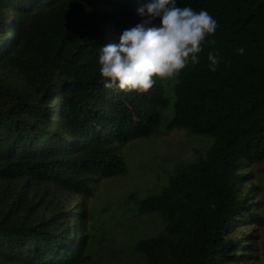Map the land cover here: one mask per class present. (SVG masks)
Masks as SVG:
<instances>
[{"label":"trees","instance_id":"1","mask_svg":"<svg viewBox=\"0 0 264 264\" xmlns=\"http://www.w3.org/2000/svg\"><path fill=\"white\" fill-rule=\"evenodd\" d=\"M147 2L0 0V264H98L91 186L127 171L117 143L153 132L168 99L157 79L142 93L105 89L97 55L145 19L136 9ZM177 5L206 9L217 29L177 76L170 128L213 144L141 201L164 227L124 264H251L264 217L244 184L264 160V0Z\"/></svg>","mask_w":264,"mask_h":264},{"label":"rangeland","instance_id":"2","mask_svg":"<svg viewBox=\"0 0 264 264\" xmlns=\"http://www.w3.org/2000/svg\"><path fill=\"white\" fill-rule=\"evenodd\" d=\"M157 80L168 99L161 110L159 125L146 136L117 143L127 171L93 183V196L86 201L88 209L94 210L89 224L93 223L95 227L96 240L92 250L98 264L142 260L141 253L135 248L136 243L156 236L163 229L164 222L157 213L141 214V201L168 185L171 176L177 172V163L193 160L195 150L205 153L213 144V138L208 135L170 128L175 114L177 77ZM249 171L252 175L244 186L253 184L257 187L254 201L258 204V213L264 217V160L251 164ZM76 198L80 199L79 196ZM254 227L257 237L253 241L252 255L255 257L249 262L264 264V222ZM252 228L250 225L243 230Z\"/></svg>","mask_w":264,"mask_h":264},{"label":"clouds","instance_id":"3","mask_svg":"<svg viewBox=\"0 0 264 264\" xmlns=\"http://www.w3.org/2000/svg\"><path fill=\"white\" fill-rule=\"evenodd\" d=\"M136 12L145 17L122 30L118 41L99 48V82L105 89L147 91L155 79H173L186 66L199 63L206 44H215L216 19L204 8L177 5V0H148ZM158 23H151L157 20ZM235 51L243 54V46ZM221 57L209 51L208 69L215 72Z\"/></svg>","mask_w":264,"mask_h":264}]
</instances>
